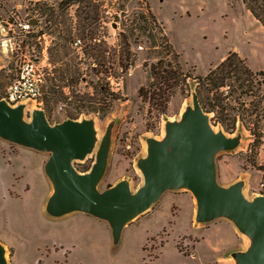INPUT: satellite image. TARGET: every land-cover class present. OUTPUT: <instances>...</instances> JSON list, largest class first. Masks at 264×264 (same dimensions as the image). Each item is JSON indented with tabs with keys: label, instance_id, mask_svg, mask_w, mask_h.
I'll list each match as a JSON object with an SVG mask.
<instances>
[{
	"label": "rangeland",
	"instance_id": "374dc122",
	"mask_svg": "<svg viewBox=\"0 0 264 264\" xmlns=\"http://www.w3.org/2000/svg\"><path fill=\"white\" fill-rule=\"evenodd\" d=\"M106 7L114 14H106ZM31 18L37 29L25 32L19 21ZM231 51L264 70V25L242 0H0V98L23 105L22 120L28 122L38 109L52 125L72 116L93 120V149L73 165L90 172L107 137L100 191L123 180L132 192L143 186L140 160L150 139L165 142L168 123L194 109L192 77L185 93L176 88L163 113L141 98L151 64L172 60L176 52L188 74L205 75ZM122 58L129 62L125 71ZM28 63L35 64L39 93L10 101L7 87ZM242 97L245 107L258 98ZM231 103L236 108L223 115V123L207 112L216 133L236 139L214 155L217 180L242 183V193L253 200L264 194V136L254 145L248 126L231 118L240 103ZM261 127L264 132V119ZM50 154L0 136V244L7 264H240L238 255L259 238L226 216L199 220L196 196L176 187L130 220L115 240L106 219L82 210H48L54 191L45 170Z\"/></svg>",
	"mask_w": 264,
	"mask_h": 264
},
{
	"label": "water",
	"instance_id": "95a60500",
	"mask_svg": "<svg viewBox=\"0 0 264 264\" xmlns=\"http://www.w3.org/2000/svg\"><path fill=\"white\" fill-rule=\"evenodd\" d=\"M22 115L23 105L13 106L0 98V136L51 152L45 170L54 185L47 206L52 214L82 210L106 219L117 240L125 225L166 190L186 187L197 198L199 220L226 216L242 231L259 236L238 255L240 264H264V194L249 200L242 193V183L224 186L218 182L214 155L221 148L234 146L236 139L213 130L197 97L194 109H187L180 121L168 123L165 142L150 139L148 155L140 160L145 182L135 192L128 180L98 190L106 166L107 137L90 172L81 173L73 165L75 158H83L93 149V120L68 118L52 125L42 109L35 110L29 122L22 120ZM0 264H7L1 244Z\"/></svg>",
	"mask_w": 264,
	"mask_h": 264
},
{
	"label": "trees",
	"instance_id": "16d2710c",
	"mask_svg": "<svg viewBox=\"0 0 264 264\" xmlns=\"http://www.w3.org/2000/svg\"><path fill=\"white\" fill-rule=\"evenodd\" d=\"M242 1L252 15L264 25V0ZM97 51L100 56V49ZM178 56L179 54L174 52L172 60L159 58L151 64L150 79L146 85L140 86L138 91L141 98L156 104L158 111L163 113L176 88L179 87L182 93H185L189 86L187 79L192 77L196 79L195 94L202 107L206 112H215L220 122L223 123V115L229 109L236 108L231 103L232 99L240 103L236 112L231 114V118L235 122L238 119L243 121L255 136L253 144L258 145L264 136L261 127L264 119V70L252 69L247 64L246 58L236 51H231L207 74L192 76L183 69ZM100 57V65H105V57ZM120 65L125 71L129 62L122 58ZM254 93L258 96L256 103L253 107H245L246 98L242 96L250 97ZM113 98L118 99L119 97L115 94ZM72 118L75 117L72 116ZM180 250H182L181 247Z\"/></svg>",
	"mask_w": 264,
	"mask_h": 264
},
{
	"label": "built area",
	"instance_id": "2783aa9c",
	"mask_svg": "<svg viewBox=\"0 0 264 264\" xmlns=\"http://www.w3.org/2000/svg\"><path fill=\"white\" fill-rule=\"evenodd\" d=\"M106 14L113 15L114 12L111 8L105 9ZM37 20L35 18L24 19L19 21L21 29L25 32H30L37 29ZM74 44L79 46L82 44L81 38H76ZM139 48H143L140 44ZM38 76L35 70L34 63H28L27 66L21 67L11 83L7 87V95L10 101H20L25 98H36L39 93Z\"/></svg>",
	"mask_w": 264,
	"mask_h": 264
},
{
	"label": "crops",
	"instance_id": "0c3cea01",
	"mask_svg": "<svg viewBox=\"0 0 264 264\" xmlns=\"http://www.w3.org/2000/svg\"><path fill=\"white\" fill-rule=\"evenodd\" d=\"M35 1H36V0H35ZM47 1H52V2H54V4H56V3H57L58 1H60V0H47ZM236 227H237V226H236ZM248 245H249V244H247V247H248ZM249 248H250V247H249ZM249 248H248V249H249ZM248 249H247V250H248Z\"/></svg>",
	"mask_w": 264,
	"mask_h": 264
}]
</instances>
